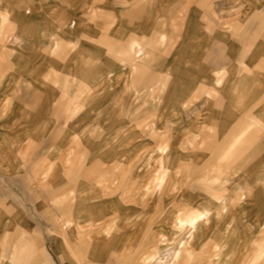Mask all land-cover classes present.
Instances as JSON below:
<instances>
[{
    "label": "rangeland",
    "instance_id": "obj_1",
    "mask_svg": "<svg viewBox=\"0 0 264 264\" xmlns=\"http://www.w3.org/2000/svg\"><path fill=\"white\" fill-rule=\"evenodd\" d=\"M44 2L6 20L0 6L6 264H170L189 234L177 217L206 204L210 219L173 264H264V114L233 102L244 74L261 73L245 67L264 40V0ZM91 189L110 235L75 203ZM109 242L114 255L96 250Z\"/></svg>",
    "mask_w": 264,
    "mask_h": 264
},
{
    "label": "crops",
    "instance_id": "obj_2",
    "mask_svg": "<svg viewBox=\"0 0 264 264\" xmlns=\"http://www.w3.org/2000/svg\"><path fill=\"white\" fill-rule=\"evenodd\" d=\"M19 4L20 5H23V4L45 5L46 3L45 2L41 3V0H0V6L5 7V20L11 17L12 6H18ZM259 18H260V22L264 23V10L263 9H261V11L259 12ZM262 27L263 26H260V28H258L261 33L264 32V29ZM258 29L257 31H255L256 33L259 32ZM133 48L135 49V53L137 57L147 56L148 50L139 41L136 40V42H134ZM250 49H251L250 59L252 61L250 64L246 63L245 69L246 70L251 69V71L253 70V72H261V73L256 74V77L254 78L251 75H247V73L244 74L243 78H241L242 81H244L243 85L242 87L238 86L236 88L235 93H234L236 94V96L233 99V102L239 105L238 107L240 108H243V107L246 108V106L252 102H260L261 105L258 107L257 110H255V112H252V111L250 112L249 110H246L245 114H264V97L261 98V95L264 96V90H263V87H264V40L260 39L256 41L255 44L251 45ZM230 67L229 69L232 70V64H230ZM220 79L221 78H216L215 83L213 84L214 86L208 88L205 91L208 102H210L211 98H213V96L219 92V88H217V85L221 82ZM258 88H261V89L258 90ZM189 90H192V88H189ZM258 91L261 92L259 96L260 99H257L258 96H256ZM222 92L225 93V91L223 90ZM179 102H181L184 105L183 101H176L175 105H179L178 104ZM213 105L214 106L211 110L213 114H221L220 111L223 112V110H221L218 107L217 102H215ZM245 133H246V130L245 129L242 130L239 133V135H237V137L235 138V142H238L245 135ZM235 142L232 143L231 145L236 144ZM159 152H161V154L164 155V159H165L168 156L167 155V152H168L167 145L160 147ZM53 170H54V166H49V168L44 172L45 178H49L51 174L53 173ZM92 194H94V191L92 189L89 190L85 195L78 196V194H75L74 199L78 198V201H79V202L75 201V203H77L81 207L87 206L91 208L92 210H91L90 215H92L93 225L99 228V230L102 229L104 226H106L104 230H106L107 234L110 235L114 227V223L111 225L106 223L107 224L106 225L105 223L99 222L102 216L103 210L100 207V205H98V203L95 201V196H93ZM89 208L88 210L90 211ZM213 208L214 207L211 204H206L200 207L199 209L195 210L194 213H192L191 215L185 218H182L181 216L177 217L176 226L179 228L181 232H187L189 234L187 237L179 239L178 244H177L178 246H175L173 248V251L171 253L170 264H173L178 258L181 257L183 250H190V246H192L193 243L195 242L197 234L200 232L202 225L210 219L213 213ZM207 212H210V217L208 219L205 218ZM72 223H75V224L78 223V225H81V222H79L78 219L67 220L66 224L70 226ZM192 225H196L194 234L191 233L190 227H192ZM166 240H167V237L163 235V241H166ZM96 250L97 251L101 250L102 253H106V254L114 255L116 253L115 244L113 242H109L104 247L98 246ZM4 259H5V256L3 253H1L0 254V264H6ZM35 261H36V264H40L38 258H36ZM215 262H218V261L216 260Z\"/></svg>",
    "mask_w": 264,
    "mask_h": 264
},
{
    "label": "bare ground",
    "instance_id": "obj_3",
    "mask_svg": "<svg viewBox=\"0 0 264 264\" xmlns=\"http://www.w3.org/2000/svg\"><path fill=\"white\" fill-rule=\"evenodd\" d=\"M210 217V212H207V214H206V219H208ZM191 228V233L192 234H194L195 233V229H196V225H192V227H190Z\"/></svg>",
    "mask_w": 264,
    "mask_h": 264
}]
</instances>
